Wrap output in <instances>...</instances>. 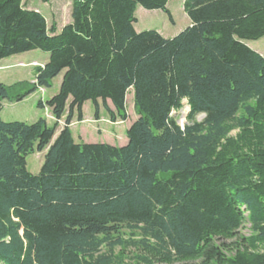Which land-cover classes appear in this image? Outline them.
Segmentation results:
<instances>
[{"label":"trees","instance_id":"16d2710c","mask_svg":"<svg viewBox=\"0 0 264 264\" xmlns=\"http://www.w3.org/2000/svg\"><path fill=\"white\" fill-rule=\"evenodd\" d=\"M182 1L191 25L165 38L137 32L135 13L174 22L169 0H71L59 32L0 0V60L50 54L35 82H0V264H127V251L136 264H264V56L246 43L264 37V0ZM61 72L38 102L54 125L1 118ZM131 89L125 145L75 142L85 102L126 121ZM185 105L183 125L172 113ZM45 149L32 174L27 157Z\"/></svg>","mask_w":264,"mask_h":264},{"label":"rangeland","instance_id":"374dc122","mask_svg":"<svg viewBox=\"0 0 264 264\" xmlns=\"http://www.w3.org/2000/svg\"><path fill=\"white\" fill-rule=\"evenodd\" d=\"M29 9H35L42 12L48 21L49 27L53 24L59 32L62 27L72 21V4L71 0H25ZM167 9L171 12L174 22H171L168 14L160 9L147 10L138 6L135 16L137 22L134 24L137 32L146 30H156L165 38H172L178 35L191 25V20L184 11L182 0H169ZM253 50L264 56V37L258 40L246 41ZM49 53L41 50H33L23 54L11 56L0 60V82L6 85H12L21 81L35 82L34 67L39 64L46 63ZM64 72H61L51 82L49 87L39 88L22 101L5 100L1 111V118L5 122L20 121L26 123H34L39 119H46L49 126L56 122L52 114V110L45 106L38 107V102L42 99L44 102L51 99L58 93ZM127 112L128 119L126 121L113 122L108 113L101 108L99 116H95V108L91 101H87L83 108V120L79 121L77 114L71 123V130L75 142L77 143H108L116 146H123L128 142L127 130L131 124L138 119V115L134 108V91L131 89L127 94ZM188 107L185 105L181 110L173 112L180 124L187 123ZM203 115L198 120L203 119ZM67 114L59 122L54 139L58 136L61 129L65 126ZM99 119V120H97ZM235 134V132L233 133ZM53 139V141H54ZM47 149L42 152L36 151L27 157V168L32 174H38L45 160ZM246 233V230H242ZM130 231H125V236L130 235ZM139 238L138 235L136 236ZM231 243V241L220 240ZM133 251H127V264H136L133 261ZM188 264H201L199 261L190 262Z\"/></svg>","mask_w":264,"mask_h":264},{"label":"crops","instance_id":"0c3cea01","mask_svg":"<svg viewBox=\"0 0 264 264\" xmlns=\"http://www.w3.org/2000/svg\"><path fill=\"white\" fill-rule=\"evenodd\" d=\"M83 108H84V106H83ZM97 120H99V119H97Z\"/></svg>","mask_w":264,"mask_h":264}]
</instances>
